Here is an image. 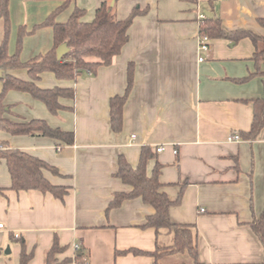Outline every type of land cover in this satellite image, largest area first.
Returning a JSON list of instances; mask_svg holds the SVG:
<instances>
[{"label": "crops", "instance_id": "crops-1", "mask_svg": "<svg viewBox=\"0 0 264 264\" xmlns=\"http://www.w3.org/2000/svg\"><path fill=\"white\" fill-rule=\"evenodd\" d=\"M111 1L75 0L56 22H66L75 8L84 10L82 22H91L100 4ZM60 3L9 0L8 54L15 53L20 27L26 32L19 53L22 62L49 51L52 28L32 30ZM113 5L118 20L126 19L135 7L146 13L133 19L128 41L111 64L91 76L84 70L75 81L42 73L36 82L41 89L74 88V99H60L63 108L51 114L28 93L11 90L3 98L10 108L7 118L44 120L52 128L72 131L74 144L0 132V141L58 170V176L43 172L51 184L68 187L63 201L40 191H9L6 198L0 197V264H19L21 248L11 235L20 236L26 251L33 252L27 264L44 263L54 236L67 247L57 256L60 260L73 259L79 251L83 264H153L152 257L120 252L171 246L172 233L156 234L143 227L154 209L135 198L107 211L114 194L131 191L114 177L118 158L135 168L143 146L156 155L147 162V175L159 163L161 192L172 202L180 198L169 208V220L192 227L198 262L261 264L263 248L250 224L264 211V129L255 140L241 134L251 128L252 102L262 98L263 86L258 76L239 81L255 71L254 48L248 39L234 44L210 40L205 59L199 62L198 26L201 15L218 17L225 31L264 36L258 22L264 18V0H117ZM130 63L133 86L123 107L122 130L115 134L110 129L109 100L124 93ZM7 76L29 80L25 69L0 70V91ZM230 134H238L241 141L228 142ZM160 146L164 149L157 152ZM10 184L1 162L0 188ZM7 247L9 254L4 253ZM184 253L165 254L159 263L190 264L191 257ZM182 255L188 260L182 261Z\"/></svg>", "mask_w": 264, "mask_h": 264}, {"label": "trees", "instance_id": "trees-1", "mask_svg": "<svg viewBox=\"0 0 264 264\" xmlns=\"http://www.w3.org/2000/svg\"><path fill=\"white\" fill-rule=\"evenodd\" d=\"M61 3L45 21L35 26L34 32L41 27H51L53 32V46L44 54H40L26 62H22L19 53L22 46V39L26 35L24 27L18 31L15 53L8 54V37L10 32V21L8 14L9 0H0V20L3 21L4 35L0 45V70L25 69L29 80L24 81L15 77L7 76L2 79V89L0 91V132H6L12 136H42L56 140L65 146L74 144V133L72 131H62L58 128L50 127L44 120H30L26 122H16L6 117L10 114V108L3 104V98L8 91L14 90L28 93L32 98L42 102L51 114H56L63 107L59 103L60 99H74V88L41 89L36 85L42 73H52L57 80L75 81L83 75L84 70H90L94 75L96 70L102 66H109L113 58L121 52L122 47L128 41L127 31L137 16L144 15L146 12L139 8H133L129 16L124 20L115 17L114 5L103 2L95 10L94 18L91 22H82L84 10L75 8L64 23L56 22L59 13L70 7L75 0H59ZM117 0H114L116 2ZM259 25L264 28V18L259 19ZM198 35L209 40L223 39L230 43H237L242 39H248L254 52L251 60L254 63V73L262 80L263 96L253 100V116L249 132L242 133L241 137L245 140H255L262 129H264V36L255 34L251 31L236 30L225 31L221 20L218 17H205L198 26ZM65 44L68 52L60 59L56 56L59 46ZM133 86V64H128L127 81L125 91L122 95H117L109 100V122L113 133L118 134L123 125V107ZM156 155L149 146L140 149L139 161L135 168H132L125 159L118 158V168L114 177L123 184L131 187L127 193H117L113 195L107 211L117 208L125 200L140 198L146 205L154 209V214L146 219L144 228H152L156 234L160 230H166L173 234L171 246L161 247L156 245L153 252H145L138 249H130L120 252L121 254H133L135 256H149L154 259L153 264L159 263V259L169 253L186 252L192 259L190 264H200L198 262L197 250L192 233V227L187 225H177L169 220V208L179 203L170 201L165 193L161 192L162 185L158 180L161 165L155 163L151 175L146 173V166L149 160L155 159ZM5 162L10 176V187L0 188V197H7L9 191L13 192H32L40 191L48 193L53 198L63 201L68 194V187L51 184L43 175L47 171L58 176V170L45 161L31 156L19 149L11 147L8 143L0 141V163ZM250 228L260 241L263 248L264 264V211L254 219ZM11 241L20 245L21 251L19 264H27L33 256V252H27L24 241L20 236H10ZM67 249L61 246L56 236L53 238L52 245L45 252L43 264H71L77 261L83 264V254L75 255L74 258L59 259L57 256Z\"/></svg>", "mask_w": 264, "mask_h": 264}, {"label": "built area", "instance_id": "built-area-1", "mask_svg": "<svg viewBox=\"0 0 264 264\" xmlns=\"http://www.w3.org/2000/svg\"><path fill=\"white\" fill-rule=\"evenodd\" d=\"M219 1H225V0H219ZM205 18V16L201 15L200 16V21L203 20ZM199 36V35H198ZM209 39L206 37H198V61L199 62H203L205 59L204 54L208 51V43H209ZM87 75L91 76L92 72L90 70H86ZM228 142H240L241 138L238 134H230L227 138ZM163 146H160L159 148L156 149L157 152H161L163 151ZM174 154H176V150L173 151ZM203 212V210H201ZM2 227V225L0 224V228ZM15 237H18V235H15ZM75 251L79 250V245L75 244L73 246Z\"/></svg>", "mask_w": 264, "mask_h": 264}, {"label": "water", "instance_id": "water-1", "mask_svg": "<svg viewBox=\"0 0 264 264\" xmlns=\"http://www.w3.org/2000/svg\"><path fill=\"white\" fill-rule=\"evenodd\" d=\"M114 1L111 2V6H113ZM233 44V43H232ZM68 52V48L65 44H62L61 46H59L56 50V56L58 59H60L62 56H64L66 53ZM5 254H9L10 250L9 247L6 248V250L4 251ZM76 255H80V252L78 251Z\"/></svg>", "mask_w": 264, "mask_h": 264}, {"label": "rangeland", "instance_id": "rangeland-1", "mask_svg": "<svg viewBox=\"0 0 264 264\" xmlns=\"http://www.w3.org/2000/svg\"><path fill=\"white\" fill-rule=\"evenodd\" d=\"M45 1H48V0H45ZM15 2H16V0H14V3ZM1 24H2V22H0V33H1V29H2V25ZM184 254H186V253H184ZM181 258L183 259L182 261H187L188 260L187 257H186V255H182ZM179 264H188V262L187 263L186 262H179Z\"/></svg>", "mask_w": 264, "mask_h": 264}]
</instances>
